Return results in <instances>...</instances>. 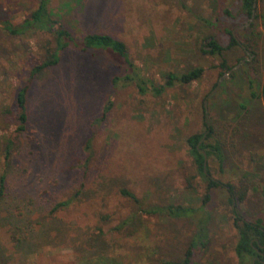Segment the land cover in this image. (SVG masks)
Returning <instances> with one entry per match:
<instances>
[{
    "label": "rangeland",
    "instance_id": "374dc122",
    "mask_svg": "<svg viewBox=\"0 0 264 264\" xmlns=\"http://www.w3.org/2000/svg\"><path fill=\"white\" fill-rule=\"evenodd\" d=\"M262 1L260 18L247 24L237 0H52L54 17L75 34L105 31L122 39L142 75L156 83H165L164 71L202 66L205 72L158 96L142 95L122 79L115 84L122 71L111 53L67 49L62 64L41 72L31 90L29 129L12 146L8 196L0 200V264H164L182 259L206 212L210 242L198 250L200 264H239L234 209L245 219L264 218V95H252L264 84ZM36 2L0 0V17L18 23ZM229 30L240 43L226 52L230 73L220 66L222 57L201 51L210 34L228 44ZM46 40H53L49 33L0 29V172L15 96ZM206 123L225 136L224 162L208 158L220 186L207 203V182L185 143L205 132ZM229 185L246 189L243 202L231 201ZM77 189L69 206L52 213L56 200ZM170 202L197 212L173 218L144 210Z\"/></svg>",
    "mask_w": 264,
    "mask_h": 264
},
{
    "label": "trees",
    "instance_id": "16d2710c",
    "mask_svg": "<svg viewBox=\"0 0 264 264\" xmlns=\"http://www.w3.org/2000/svg\"><path fill=\"white\" fill-rule=\"evenodd\" d=\"M51 2L52 0H37V5L30 10V13L15 24L12 23L9 18L0 17V29L12 35L20 36L35 32H43L49 33L54 40H46L45 44L37 47V49H41V55L40 57H34L33 63L29 65L30 69L26 83L19 88L15 96L18 110L17 113L14 114L13 123L8 121L6 123L8 128L4 135L5 142L2 143V147H4L6 153V160L0 172V200L8 196L10 161L14 154L12 146L15 144V140L20 138L21 135L27 134L29 124L31 123V90L35 83V79L44 70L46 71L62 64L63 54L67 49L85 52L93 57H96L98 52L114 54L118 57L117 64L120 68L119 71H122V73L114 78L115 84L116 80L122 79V82H126V84L135 85L138 88V92L142 95L148 93H153L156 96L161 95L167 86L173 85L176 82L190 85L201 79L205 72V68L202 66L193 67L188 71H164L163 76L165 83H156L152 79L142 75L141 68L132 60L129 48L122 39L113 33L105 31L85 32L82 35L75 34L72 30L65 27L60 20L54 17ZM256 2L259 3L260 0H237L236 5L238 7V14H245L246 20H249L252 15L253 5ZM262 6L264 10L263 1ZM228 12L227 10L226 13ZM258 18H260V15L256 12L254 20ZM216 20H218V18ZM206 21L212 26L215 24L212 20ZM228 32L230 34V41L228 44H223L218 35L214 33L204 37L201 47V51L204 54L222 57L220 66L224 68L225 72L232 68V66L228 65L226 52L229 53L240 45L235 33L232 30ZM52 42H54V45H52ZM252 95L255 96V98L264 95V84L261 94L252 91ZM109 105L108 103L103 111V119L107 115L106 113L110 108ZM247 114H249V112H247ZM205 125L207 129L205 132H199L188 136L185 143L187 151L193 159L195 171L207 182V192L203 198V202L207 203L212 198V191L218 188L220 183L210 176L211 170L208 163L207 171H205L203 151L206 152L208 158L215 157L222 164L225 160V136L223 135V129H219L215 124L210 125L206 123ZM10 126H13V129L10 130ZM228 126L229 124L227 123L225 127ZM10 132L15 135L10 136ZM207 132L208 134L205 140L201 142ZM86 142V148L91 149V140ZM189 187L193 188V185L191 184ZM229 191L231 193V201H233L235 197L240 203L244 201L246 189L239 191L235 190L232 185H229ZM121 193L129 197L135 203H140L135 193L127 188H122ZM261 193L264 199V187ZM79 194L80 190L77 189L74 194L68 196L66 199L56 200L53 207H51L52 213L59 210L60 207L69 206ZM141 206L142 205H140V207ZM144 210L147 214H166L173 218H192L194 213L197 212V209L194 207L174 202L153 204L150 207L144 208ZM202 210L203 207H201L200 211ZM234 213V225L238 231V241L235 246V251L239 258V264H261L257 257H260V251H264V248L261 247L264 245V218L259 217L255 220L245 219L240 215L238 209H234ZM210 216L211 214L206 212L203 214V217L199 219L197 230L193 234L182 259H164L162 262L164 264H200L198 250L203 251L208 248L210 242L208 230V224L211 220ZM129 221H131V217H128L121 223V229L127 227Z\"/></svg>",
    "mask_w": 264,
    "mask_h": 264
},
{
    "label": "water",
    "instance_id": "95a60500",
    "mask_svg": "<svg viewBox=\"0 0 264 264\" xmlns=\"http://www.w3.org/2000/svg\"><path fill=\"white\" fill-rule=\"evenodd\" d=\"M257 4H258V2L254 3V5H253L252 15H251V17L249 18L247 24H250V23L252 22V20H253V18H254V16H255V13H256V5H257ZM240 64H241V63H240ZM240 64H238L236 67L240 66ZM236 67H235V68H236ZM233 69H234V68H233ZM233 69H230V70H229V73H230ZM222 78H223V77H221V79L219 80L218 85L220 84ZM206 102H207V101H206ZM206 114H208V111H206ZM207 134H208V132L204 135V138L202 139L201 142H203V141L205 140ZM201 142H200V143H201ZM203 153H204V169H205V171H207L208 156H207V154H206L205 151H203ZM261 247L264 248V245L261 246Z\"/></svg>",
    "mask_w": 264,
    "mask_h": 264
},
{
    "label": "flooded vegetation",
    "instance_id": "af4514ba",
    "mask_svg": "<svg viewBox=\"0 0 264 264\" xmlns=\"http://www.w3.org/2000/svg\"><path fill=\"white\" fill-rule=\"evenodd\" d=\"M260 260L261 264H264V251H260V257H257Z\"/></svg>",
    "mask_w": 264,
    "mask_h": 264
}]
</instances>
